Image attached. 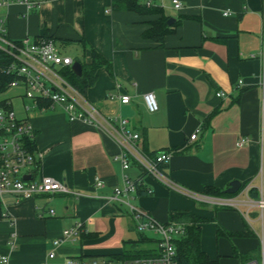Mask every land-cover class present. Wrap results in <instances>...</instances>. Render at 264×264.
Listing matches in <instances>:
<instances>
[{
  "label": "crops",
  "instance_id": "1",
  "mask_svg": "<svg viewBox=\"0 0 264 264\" xmlns=\"http://www.w3.org/2000/svg\"><path fill=\"white\" fill-rule=\"evenodd\" d=\"M139 1L161 8L173 18L171 23L176 22L162 40L142 35L156 15L112 10L111 0H41L26 15L21 14L23 6L11 4L0 8V16L6 15L12 39L47 34L56 44L77 48L78 58L85 62L90 60L89 47L107 60L110 72L103 67L96 70L85 98L105 116L127 118V126L139 133L137 145L143 152L153 155L174 150L164 166L173 181L194 191L207 186L223 190L232 180L256 182L259 84L264 78V59L259 56L262 0H178V10L171 0ZM82 37L89 47H80ZM147 91L157 103L153 112L141 98ZM217 91L224 95L216 96ZM118 94L129 95V103H120ZM2 100H8L15 115L26 119L34 132L31 145L39 154L37 166L22 174L29 179L51 176L78 192L30 199L0 194V256L7 257L5 264H39L42 260L64 264L67 257L121 252L123 241L136 240L141 233L124 206L106 199L113 187L124 184L125 177L140 178L151 190L132 197L131 203L159 222H167L175 212L213 219L205 229L207 235L203 231L207 222L201 224L200 247L211 259L218 258L219 264H240L242 259L231 255L226 237L215 234L217 219L227 231L251 233L235 239L240 255L250 254L245 251L251 235L257 243L235 210L198 203L168 189L145 174L132 157L128 167L122 168L115 159L120 148L104 130L68 121L58 109L33 107L23 97L21 86L0 92ZM196 129L195 138L190 139ZM240 137L247 142L237 146ZM97 179L102 187L94 185ZM48 209L54 210L53 216ZM75 223H81L79 235L62 241L54 257L47 259L51 241Z\"/></svg>",
  "mask_w": 264,
  "mask_h": 264
},
{
  "label": "built area",
  "instance_id": "2",
  "mask_svg": "<svg viewBox=\"0 0 264 264\" xmlns=\"http://www.w3.org/2000/svg\"><path fill=\"white\" fill-rule=\"evenodd\" d=\"M41 0H0V8H8L11 4L24 7L22 15L33 11ZM149 5V2L145 3ZM172 7L181 8L178 0H171ZM263 17L260 32L259 56L264 59V0H262ZM223 14H228L225 11ZM0 52L10 57L6 71L14 75L6 88L21 86L23 97L32 102L33 107L41 110L58 109L66 115L68 121H81L104 130L119 146L115 155L122 168H127L132 157L143 169L144 173L183 196L194 199L198 203L214 208L232 209L238 212L249 229L254 232L251 224L256 223L258 230L254 232L257 238L258 255L250 256L240 264H264V78L260 81L259 102V162L255 180L240 185L234 193L226 195H211L202 191H194L173 181L164 170L174 150H162L153 155L143 152L137 145L139 133L131 130L125 117L111 118L105 116L72 85L64 76L63 70L71 68L74 59L62 54L53 38L38 37L31 39L23 36L12 39L8 35L6 15L0 16ZM216 96L224 93L217 91ZM142 101L149 112L157 109L154 94L147 91L141 94ZM117 99L122 104L130 101L127 94H118ZM0 103V194L10 193L20 199H30L37 195L51 193L78 192L60 180L51 176H40L38 179H23L24 172L37 166L39 154L30 145L34 132L26 119L18 118L8 100ZM0 101V102H2ZM197 129L190 134L194 139ZM247 138L240 137L237 146H242ZM141 179L130 180L125 177L122 186H115L106 199L119 206H124L138 232L149 231L156 235L157 252L147 257H134L127 260H115L106 257L71 258L67 257L64 264H176L175 239L184 231V224L176 221L162 223L151 217L131 203V198L137 195V183ZM143 184V183H142ZM96 187H102L103 182L95 180ZM145 187V186H144ZM148 193L151 190L145 187ZM49 215H54L53 209H48ZM81 223L63 229L61 235L54 238L53 248L46 253L47 259L54 257V249L64 240L76 237L81 232ZM255 250V251H256ZM1 263H7L6 256H0ZM39 264H48L42 260Z\"/></svg>",
  "mask_w": 264,
  "mask_h": 264
},
{
  "label": "trees",
  "instance_id": "3",
  "mask_svg": "<svg viewBox=\"0 0 264 264\" xmlns=\"http://www.w3.org/2000/svg\"><path fill=\"white\" fill-rule=\"evenodd\" d=\"M111 9L127 10L140 15H156L157 17L148 22V27L142 33L143 37L145 38H153L160 41L163 39L164 35L172 31L171 27L176 24V22L167 24V19L169 18V16L165 15L161 8L151 7L149 5L141 3L139 0H111ZM38 37L53 38V36L47 34H42ZM65 42L69 43L70 41ZM78 43L83 49L89 47L83 37L79 39ZM89 49V62H85L78 57L73 58L74 60L79 61L81 64L80 75L75 74L71 68H65L63 70L64 76L83 95H85L87 88L94 83L96 79V70L98 68L103 67L108 72H110L111 69L110 63L107 60H105L93 48L89 47ZM9 62L10 57L0 52V92L4 91L8 83L12 79H14V75L11 74V72L6 71L5 68L6 64H8ZM0 103L4 105V101ZM30 150H32V145H30ZM137 180L138 179H136L135 182H137ZM202 192L211 195L227 194L224 193L223 190L212 186L205 187ZM146 194L149 193L146 191L144 185L141 182L137 183V195ZM212 220L213 219L211 218L197 216L188 212H175L169 214L167 222L176 221L184 224L183 233L175 239L176 264H219L218 258L211 259L200 247L201 224ZM143 233L144 232H141L136 240L123 241L121 252L101 257L115 260H127L134 257H147L155 255L157 252L156 238L148 237ZM215 234L217 236L223 235L224 237L230 239L232 236H247L251 233L248 230L240 232L227 231L223 229L218 223H215ZM231 255L237 258L240 257L242 261L250 257V254L246 257L240 255L235 247H232Z\"/></svg>",
  "mask_w": 264,
  "mask_h": 264
},
{
  "label": "rangeland",
  "instance_id": "4",
  "mask_svg": "<svg viewBox=\"0 0 264 264\" xmlns=\"http://www.w3.org/2000/svg\"><path fill=\"white\" fill-rule=\"evenodd\" d=\"M57 45V47H58V49H59V51L62 53V54H64V55H67V56H70V57H79V50H77V48H75L74 46H70V45H67V46H63L62 44H56ZM63 74V76H64V73H62ZM65 77V76H64ZM66 78V77H65ZM67 79V78H66ZM68 80V79H67ZM224 210V209H223ZM223 210H220V213L223 211ZM228 210V209H227ZM229 210H231L232 211V209H229ZM239 217L241 216L238 212H236V211H234ZM218 213V212H217ZM217 216H218V214H217ZM240 218H242V217H240ZM217 219V218H216ZM240 221H241V223H242V220L241 219H239ZM219 222V220L217 219V223ZM220 223V222H219ZM209 224L210 225H212L211 224V222L210 221H208L204 226V233H205V229L206 228H209ZM221 224V223H220ZM219 224V225H220ZM221 226V225H220ZM251 226H252V229L254 230V232L256 231V230H258V226H257V224L256 223H252L251 224ZM145 233L146 234H149V235H151L152 237H155L156 238V235L154 234V233H151V232H149V231H145ZM206 234V233H205ZM207 235V234H206ZM237 237H240V236H234L233 238L231 237L230 239H228V238H226V241H227V243L229 244V246H230V248H232V247H237L238 246V243H236V241H235V239L237 238ZM242 238V237H241ZM248 238V237H247ZM249 241L247 242V250L245 251V252H247V251H250V256L252 255V256H257L258 255V248H257V250L256 251H254V248H256L257 247V243L256 244H254L255 242H254V240H255V238L251 235L249 238ZM257 239V238H256ZM208 241L209 242H211V238H209V236H208ZM226 264H233V263H231V262H228V263H226Z\"/></svg>",
  "mask_w": 264,
  "mask_h": 264
},
{
  "label": "water",
  "instance_id": "5",
  "mask_svg": "<svg viewBox=\"0 0 264 264\" xmlns=\"http://www.w3.org/2000/svg\"><path fill=\"white\" fill-rule=\"evenodd\" d=\"M173 21V18H168L167 19V24H170ZM71 69L72 71L77 74L80 75L81 73V64L79 61L74 60L72 65H71ZM23 179H29L30 176L29 175H23L22 177ZM240 182L238 180H232L228 183L227 187L225 189H223L224 193L230 194V193H234L238 190V188L240 187Z\"/></svg>",
  "mask_w": 264,
  "mask_h": 264
}]
</instances>
